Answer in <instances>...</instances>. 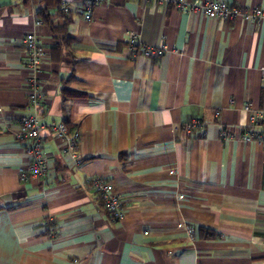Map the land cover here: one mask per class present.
<instances>
[{
	"label": "crops",
	"instance_id": "1",
	"mask_svg": "<svg viewBox=\"0 0 264 264\" xmlns=\"http://www.w3.org/2000/svg\"><path fill=\"white\" fill-rule=\"evenodd\" d=\"M84 1L0 0V264H264V146L239 139L244 104L264 109V23L155 0H103L86 22ZM29 32L46 50L38 116L78 133L80 162L43 131L47 174L23 184L29 160L14 134L31 114ZM132 34L167 49L133 56ZM194 119L204 127L189 138L180 127ZM95 177L121 195L118 222Z\"/></svg>",
	"mask_w": 264,
	"mask_h": 264
},
{
	"label": "built area",
	"instance_id": "2",
	"mask_svg": "<svg viewBox=\"0 0 264 264\" xmlns=\"http://www.w3.org/2000/svg\"><path fill=\"white\" fill-rule=\"evenodd\" d=\"M160 5L173 4L180 12L193 15L204 14L209 19H222L226 21L242 20L251 23H264V7H255L248 9L241 6H233L225 1L220 0H155ZM83 7V16L86 22H90L91 14L95 6L101 5L103 0H85ZM63 14H68L69 10L65 3L61 4ZM41 21H37L36 25H40ZM22 45L27 55V66L29 75L27 80V101L29 115H22L19 118V128L14 134L16 140L20 143L24 153L26 154L29 164L26 169L19 173L20 183H26L31 178L42 179L47 174V162L43 154V138L42 132L49 133L59 137L64 143V151L76 162H80L78 154V133L69 131L68 128L61 123L44 122L39 116L44 102V93L41 82L38 78L40 72V64L46 55V50L40 45L38 38L34 32L26 33L22 38ZM130 54L137 56L142 54L146 57H159L165 51L166 47L149 48L144 47L139 42L137 36L132 34L127 43ZM264 75V68L261 69ZM243 110L250 113L249 122L246 128L239 136V139L246 143H259L264 146V109H253L251 102L244 104ZM218 114V113H217ZM204 127V123L200 120H191L180 127L189 138L196 137L199 131ZM220 137L223 140L235 139L234 135L228 129H222ZM89 183L95 193L98 195L101 206L113 222H118L123 214V202L120 194L114 191L112 184L105 179L95 177L89 180ZM47 236L53 238L55 236V227L53 219L48 218L46 222ZM184 230L189 238H193L195 230L193 227L185 225Z\"/></svg>",
	"mask_w": 264,
	"mask_h": 264
},
{
	"label": "trees",
	"instance_id": "3",
	"mask_svg": "<svg viewBox=\"0 0 264 264\" xmlns=\"http://www.w3.org/2000/svg\"><path fill=\"white\" fill-rule=\"evenodd\" d=\"M62 13V12H61ZM63 14V13H62ZM63 15H66V14H63ZM70 131H72V129H69Z\"/></svg>",
	"mask_w": 264,
	"mask_h": 264
}]
</instances>
